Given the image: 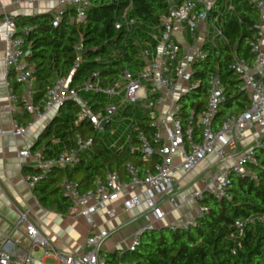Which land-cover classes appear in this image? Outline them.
Wrapping results in <instances>:
<instances>
[{"label": "built area", "instance_id": "obj_1", "mask_svg": "<svg viewBox=\"0 0 264 264\" xmlns=\"http://www.w3.org/2000/svg\"><path fill=\"white\" fill-rule=\"evenodd\" d=\"M14 3L34 5L53 3L55 5L53 26L57 27L63 12L68 8L76 9L74 21L80 22L86 18L91 7L87 0H0ZM218 0H182L176 4L169 2L166 13L159 18V25L149 35L151 44L142 52L143 69L136 75L124 71L118 80L104 85L95 74L79 89L70 87V79L55 78L46 87L47 100L37 105L35 103V85L33 67L29 65L23 50V39L18 35L15 18L5 14L0 20L4 27L3 40L6 50L3 65L7 75L12 74L20 87L19 94L13 91L9 95L10 110L13 114H28L33 120L41 121L54 118L59 109L67 102H76L80 107L78 122H88L94 129L108 133L107 142L110 149L122 152L130 146L131 132L137 130L139 117H148L156 129L155 140L160 144L156 151L160 161L152 169L146 168L141 175L140 170L131 162L125 164L126 179L117 172H107L103 178H97L92 190L82 192L78 185L65 177L61 190L63 197L69 203L68 213L85 219L91 233L85 240L80 254L60 253L52 244L41 236L36 225L28 220L27 214H21L18 225L25 228L30 241L28 250L19 246L12 236L0 241V264H47L53 260L55 264H105L102 250L111 233L98 228L95 216L105 212L108 219L116 217L111 205L123 194H133L123 202L125 212L145 206L154 222L164 218L160 210L163 203L177 206V179L175 175L181 170L184 176L199 168L208 158L214 157L224 167L218 170H206L201 174L203 190L186 192L185 201L195 202L199 206V216L208 212V208L200 205L205 194L212 195L217 200H230L228 188L233 176L256 180L253 170L258 166L256 150L263 147L261 138L240 149L244 138L257 131H264V3L252 0L259 10L260 23L256 26L255 38L250 42L251 53L255 55L253 66L240 60L233 66V71L241 80V92L248 95L250 107L243 113L227 118L219 131H214L212 123L220 106L225 102L224 84L217 73L209 77V90L206 108L195 120L191 116L183 121L181 117L180 99L195 90L200 82L192 81L194 64L207 59L204 47L215 45L217 40H224L220 28L221 13H216ZM126 9L123 19L127 26H132ZM235 11L232 4L227 5V12ZM120 28V24L116 25ZM24 33L28 29L21 30ZM80 54V53H79ZM81 64L77 57L75 68ZM82 95L107 97L103 107L95 112L90 108L89 101ZM32 124L26 126L17 122L12 124V136L21 138L26 135ZM201 127L199 140L196 127ZM4 133L0 127V143ZM107 141V140H106ZM141 145L133 148L144 159H150L153 151L143 135ZM92 139L77 137L75 148L64 150L57 158L44 159L43 151L32 153L21 150V159H33L36 162L37 174L26 176L25 182L30 190L43 183L55 170L65 171L74 168L80 162L82 151L90 149ZM150 149L151 152H147ZM177 159L180 163L177 164ZM260 223L264 226V216L256 215L236 222L235 228L241 234L248 225ZM197 225L195 219L181 227L172 226L169 229L188 230ZM154 224L150 223L144 232L152 231ZM140 245V236H135L126 250H121L117 264H126L122 259L126 252H135ZM43 252L42 257L35 253Z\"/></svg>", "mask_w": 264, "mask_h": 264}, {"label": "trees", "instance_id": "obj_2", "mask_svg": "<svg viewBox=\"0 0 264 264\" xmlns=\"http://www.w3.org/2000/svg\"><path fill=\"white\" fill-rule=\"evenodd\" d=\"M91 7L83 21L76 22V9L63 12L57 27L53 26V15L42 14L35 17L15 18L18 35L23 39V50L27 61L33 67L35 103L47 100L46 87L55 79H70V87L78 89L97 74L102 84L118 80L124 71L136 75L143 69L142 52L151 44L150 34L159 25V18L166 13L170 0H87ZM180 4L182 0H173ZM264 3V0H260ZM232 4L235 11L227 12ZM127 14L132 26L123 19ZM216 13H221L220 28L224 40L204 47L207 59L194 64L192 81L200 85L183 96L181 117L185 122L193 113L195 120L203 113L207 104L209 77L217 73L225 90V102L214 117L212 128L219 131L223 122L245 112L250 107L248 95L241 92V80L233 71L237 61L253 66L255 55L251 53L250 42L254 40L256 26L260 23L259 10L252 0H218ZM120 24L117 29L116 25ZM28 29L27 33L21 30ZM83 46L85 52L77 50ZM81 64L75 68L77 57ZM13 77L12 74L9 75ZM13 91L19 94L20 87L15 82ZM89 101L90 108L99 111L105 101L94 95H82ZM80 107L76 102L65 103L45 127L32 148L39 151L42 146L43 158H57L64 150L75 148L76 138L92 139L90 149L80 154V162L65 171L55 170L34 190L38 205L49 212L61 216L68 215L69 201L62 196L60 183L65 177L75 182L79 190H92L97 178L107 172H117L126 179L125 164L131 162L141 172L152 169L160 161L156 151V129L148 117H139L137 130L131 132L132 142L122 152H115L107 144L108 133L94 129L87 121L78 122ZM19 125L26 126L32 121L28 114L14 117ZM141 135L153 151L150 159H144L133 151L141 145ZM201 127H196L199 140ZM58 141L57 144H53ZM263 147L256 150L258 166L253 168L257 179H243L235 176L228 188L230 200H217L205 194L200 205L208 208L203 216H198L197 225L188 230L172 231L164 228L143 232L140 245L135 252H126V264H264V226L260 223L248 225L239 234L236 222L256 215L264 216V139ZM24 176L37 174L36 169L24 167ZM121 251L103 253L105 264H117Z\"/></svg>", "mask_w": 264, "mask_h": 264}, {"label": "crops", "instance_id": "obj_3", "mask_svg": "<svg viewBox=\"0 0 264 264\" xmlns=\"http://www.w3.org/2000/svg\"><path fill=\"white\" fill-rule=\"evenodd\" d=\"M54 10L55 5L53 3L26 5L13 1H1L0 20L5 14H11L14 18H30L54 13ZM3 33L4 27L0 24V127L4 133L0 143V241L11 235L19 246L25 250L29 249L30 241L25 228L18 225L21 214H27L29 222L36 225L41 236L50 243L56 240L57 235L62 237L72 233L77 234L75 222H79L85 225V236L80 242V252L68 253L80 254L85 240L91 233V228L88 226L89 224H86V220L69 213L66 216H61L42 209L37 203L33 190H30L25 182L26 176H24L22 169L24 167L35 169L36 162L33 159H21L18 153L21 150H30L32 153L43 151L44 146L36 152H33L32 148L53 118L49 117L45 120L36 121L30 117L32 121L28 124H32V126L26 135L21 138L12 136V124L16 122L14 117L20 115V112L13 114L10 110L8 97L13 91L15 80L5 73L3 58L6 44L3 40ZM257 138L263 140L264 133L257 131L251 136H247L243 139L240 149L249 147ZM57 143L58 141L53 142V144ZM179 163L180 160L177 159V164ZM222 167L224 165L218 163L212 156L187 176H184L180 170L175 175L177 179V206L173 207L168 203H163L160 210L164 214V218L159 222H154L144 205L136 210L125 212L122 208L123 202L133 194L121 195L119 200L111 205V209L116 214L114 219H108L105 212H99L95 216L98 228L111 233L110 238L106 241L110 249L104 252L114 253L123 250L122 247L126 250L133 238L137 235L141 236L150 223L154 224L155 230H161L169 229L172 226L181 227L186 222L196 219L199 216V206L192 201L186 202L185 194L190 190H203L204 184L201 180V174L204 171L218 170Z\"/></svg>", "mask_w": 264, "mask_h": 264}, {"label": "rangeland", "instance_id": "obj_4", "mask_svg": "<svg viewBox=\"0 0 264 264\" xmlns=\"http://www.w3.org/2000/svg\"><path fill=\"white\" fill-rule=\"evenodd\" d=\"M102 99L104 101H107L106 96H102ZM107 142H109V139H107ZM85 222L88 225V222L87 221ZM75 226H76L77 234L72 233L70 235H64L62 237L57 235L56 240L54 242H51L52 246L54 247L56 251L60 253H68V252L79 253L80 252V242L82 241V239H84V236H85V232H84L85 225H82L79 222H75ZM109 249L110 248L107 242H105V244L102 247V250L109 251ZM122 249L125 250L124 247H122ZM34 255L35 257H42L43 252H38V253H35ZM47 264H55V262L53 260H48Z\"/></svg>", "mask_w": 264, "mask_h": 264}, {"label": "water", "instance_id": "obj_5", "mask_svg": "<svg viewBox=\"0 0 264 264\" xmlns=\"http://www.w3.org/2000/svg\"><path fill=\"white\" fill-rule=\"evenodd\" d=\"M77 52L80 53V54H83V53L85 52L84 47L81 46V47L77 50ZM104 129H105V126H103V128H101V131H103ZM147 152L150 153L151 150H150V149H147Z\"/></svg>", "mask_w": 264, "mask_h": 264}]
</instances>
